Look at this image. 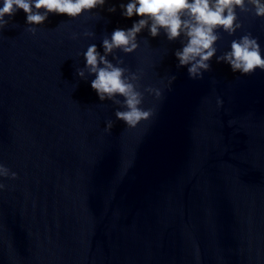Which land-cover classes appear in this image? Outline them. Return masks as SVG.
Segmentation results:
<instances>
[{"label":"water","instance_id":"water-1","mask_svg":"<svg viewBox=\"0 0 264 264\" xmlns=\"http://www.w3.org/2000/svg\"><path fill=\"white\" fill-rule=\"evenodd\" d=\"M128 2L50 14L35 35L19 10L0 31V164L17 174L0 178V264H264V71L213 57L192 80L176 67L183 37L145 29L117 55L162 98L145 93L155 115L127 128L76 69L90 44L103 54L105 36L140 19L121 15ZM239 21L220 30L216 55L251 32L264 57V19Z\"/></svg>","mask_w":264,"mask_h":264},{"label":"clouds","instance_id":"clouds-1","mask_svg":"<svg viewBox=\"0 0 264 264\" xmlns=\"http://www.w3.org/2000/svg\"><path fill=\"white\" fill-rule=\"evenodd\" d=\"M106 0H3L0 6V31H2L14 15L23 10L26 14L27 31L36 34V26L42 25L50 14H66L71 19L80 17L85 12L103 8ZM121 15L126 18L138 16L140 19L128 29H115L111 36L102 39L103 54L95 44H90L83 53L86 64L76 69L81 79L94 75L91 88L97 93L100 101H111L118 106L115 111L117 120L124 122L129 129L136 128L142 121H148L155 115V108L142 107L145 93L156 100L162 98V89L145 87L141 91L140 80L144 72L138 68L135 72L124 65V59L117 52L131 54L140 44L138 34L147 29L155 38L164 33L169 42L183 37L182 48L174 55L178 61L176 67H186L192 80H202L204 73L211 70L213 57L217 63L229 65L233 73L252 75L257 69L264 71V57L258 38L251 32H245L238 39H233L230 51L217 56V41L221 39L220 30L229 36L242 29L239 14H250L264 19V0H129L119 5ZM239 9V13L237 11ZM108 12L115 13L116 6L109 7ZM8 17L6 19L5 17ZM78 34H73V39ZM86 38L95 33L84 31ZM109 56L112 57L109 60ZM113 60L115 63H113ZM87 73V76H86ZM174 75L167 77L170 89L175 81ZM122 98V99H121ZM217 106L223 100L217 98ZM113 127V121L106 122L105 132ZM0 178L16 179L17 174L0 164ZM5 185L0 183V190Z\"/></svg>","mask_w":264,"mask_h":264}]
</instances>
